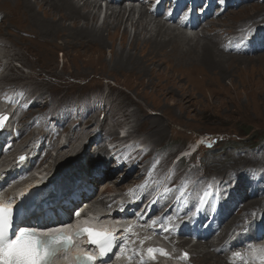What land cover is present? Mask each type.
Listing matches in <instances>:
<instances>
[{
    "label": "rangeland",
    "instance_id": "obj_1",
    "mask_svg": "<svg viewBox=\"0 0 264 264\" xmlns=\"http://www.w3.org/2000/svg\"><path fill=\"white\" fill-rule=\"evenodd\" d=\"M50 1L46 0L47 3ZM118 5H113V8ZM240 8L250 9V14L257 15L249 18L247 14L246 18L231 20L233 12H242ZM253 8L256 10H252ZM0 16L3 19L0 21V63L5 66H2L0 74V88L11 84L25 86L31 96H40V102L46 101L50 108L71 100L104 101L107 110L99 114L98 123L89 124L90 128L79 125L77 130L81 134L85 131L86 135H92L100 124V128L105 131L120 127L122 132L141 139L148 149L145 157L149 164L155 165V169L165 175L172 171L170 178L173 179V188L186 186L205 189L209 185L226 186L228 184L222 183V178L217 174L229 173L246 166H252V174H264V52L229 58L224 64L221 61L220 65L213 60L200 58L198 62L189 64L187 61L180 67L160 64L155 65L154 69L150 67L148 72L135 74L131 71L133 74L128 75L115 70L104 76L105 69L99 64L89 68L90 73L94 74L85 77L83 74H76L75 61L85 63L91 58V54L85 53L86 51L77 52L78 49L84 51L87 47L76 49L67 45L65 49H61L44 44L47 54H42L30 43L36 41L41 44L45 39L13 24L16 17L9 12L7 4L2 0ZM102 19L100 18V24ZM217 20L222 26L213 30L208 25L209 29L206 28L205 31L217 35V40L224 43L228 37L224 36L225 33L245 31L264 23V2L229 9ZM130 31L133 33L134 29L130 27ZM197 32L202 33V30L191 34ZM105 35L108 38L107 33ZM131 39L132 37L129 42ZM227 52L235 55L229 50ZM104 58L110 60L111 53L107 51ZM127 88L139 100L141 110L136 111L135 105L126 106L124 103L127 101L124 96ZM42 104L39 103L33 112L43 110ZM124 107L128 109L125 113ZM130 112L133 114L130 115ZM135 126L139 127L137 131H134ZM247 129H251V133L242 135ZM101 137L108 138L106 134ZM64 138L62 136L61 141ZM72 141V146L61 150L59 158L56 157L58 148L51 152L45 165L48 169L46 173L56 166V160L60 164L70 162L82 143L84 145L86 142L87 147L75 160L86 163L87 159L94 157L97 139L89 141L87 136H82L79 140L75 135ZM255 142L257 144L252 145ZM23 143L19 142L17 147H22ZM195 148L197 151L194 154L187 155L178 162L185 151ZM4 159L2 156L0 167L5 162ZM122 184L124 180L119 182V185ZM101 189L100 187L99 191ZM121 189L124 187L117 192ZM198 258L194 264H206V261H210L207 259L200 262Z\"/></svg>",
    "mask_w": 264,
    "mask_h": 264
},
{
    "label": "bare ground",
    "instance_id": "obj_2",
    "mask_svg": "<svg viewBox=\"0 0 264 264\" xmlns=\"http://www.w3.org/2000/svg\"><path fill=\"white\" fill-rule=\"evenodd\" d=\"M134 1L135 0L132 2ZM2 2L7 4L9 12L15 15L16 18L12 21L13 24H16L18 28L28 29V31H32L45 39L43 43H41L42 45L36 41L30 43L31 46L38 49L40 53L47 54L44 44L47 47L55 45L57 48L61 49H65L67 45L68 47H76V49L83 48L82 46L87 47L88 49H83L84 51L78 49L77 52L86 51L85 53L91 54V58L85 63L83 61L81 63L75 61L77 66L76 74H83L85 77H90L94 74L93 72L92 74L90 73L91 71H89V68L99 64L105 69L103 70L104 76L107 73H114L115 70L128 75L131 71L135 74L136 72H148L150 71V67L154 69L155 65L159 66L160 64L180 67L187 61L189 64L198 62L200 58L201 60H213L220 65L222 62L223 64L226 63L229 58H241L246 56L245 54L233 55L228 53V45L226 43H222L219 39L217 40V35H211L209 32L205 31L206 28L208 30L211 27V29L215 30L222 26L218 20L210 21L209 28L208 25L202 27V33L197 32L189 34L183 29L167 25L164 18L160 15L156 14V16H154L149 14L148 8L143 1H136V5L133 3L132 5L129 4L130 6H126L125 4L128 3V1H122V3H118L119 5L116 8H113L110 4V7L107 5V13L103 17L101 24L99 23L101 18L99 11H101L102 5L99 3V0H51L49 3H47L46 0H2ZM254 8L252 10L255 11L256 9ZM240 9V12L242 11L241 13L233 12V16L230 17L231 20H236L239 17L242 19L246 18L247 14L249 18L257 15V13H253V15L252 13L250 14V9ZM180 15L181 13L179 10H168L166 12L167 17ZM185 16L186 15H183V17ZM1 19L0 21L3 20ZM242 24L244 25L245 23ZM130 27L134 29L133 33L130 31ZM105 33H107L108 38ZM227 33L231 36V34L235 32ZM130 37H132V39L129 42ZM107 51L111 53L110 60L104 58ZM68 53L69 51L67 50L66 54ZM216 71H218V69H216ZM131 92V89L127 88L124 96L128 102L124 101V103L126 106L135 105L136 111L141 110L139 100L134 94L132 95ZM33 107V104L30 105L26 114L20 117V119L16 120V117L11 115L8 126H11L13 122H18V124H20L30 119V121H37V119H40L41 115L34 113ZM4 110L3 107H0V111ZM123 110L125 113L128 109L124 107ZM129 114L131 115L133 112ZM134 121H137V118H134ZM90 123H92V121H88L86 124L89 125ZM87 128H90V126H87ZM138 129L139 127H134V131ZM20 130H23V134L28 132L26 127H21ZM6 133L7 132H1V136H5ZM76 134L75 130L70 131V135L72 136L65 144L59 146L60 149L56 157L59 158L62 155L61 150L63 151V148L72 146V139ZM108 134L114 135V132L109 129ZM76 137L80 140L81 135H76ZM88 137H90V139L96 138V134L89 135ZM43 145H45V142ZM86 147L87 144L81 146L78 152L75 153L76 155H74L70 162L72 163L70 172L68 171L69 169L66 171L60 170L58 173L56 172L57 175L55 176H46L43 175L44 171L47 172L48 170L45 168L42 172H38L41 177H37L38 180L36 181V185L42 186L45 192H48L52 190L51 188L56 185L58 181L66 183L65 180L69 179L70 182L76 183L78 180L82 179L79 176L83 173V170H86V165L76 161L75 158ZM96 151L100 154H103L104 151H107L108 155L110 153L106 145L103 144H100ZM10 158L11 156L6 157L4 159L5 163H8ZM107 158L108 157L102 158V165L107 164ZM66 164H69V162ZM251 167L252 166H246L229 173L217 174L222 178V183H227L228 185L234 184L239 190L234 193H228L227 195L231 203L235 202L234 207L228 206L224 211L215 215L216 217L204 215L197 218L196 221L192 223L191 221L194 215L191 211V207L188 206L183 209H177L175 207L177 200L174 199L175 203L171 202L168 205L169 202H166L160 209L156 208L153 212L147 210L146 220L153 219L158 222L171 218V226L169 228L164 226V228L171 234L170 240H172V242L175 238H180L177 242L179 244V251L184 255L187 254V258L190 260L191 264L196 263L200 255L201 256L198 258L200 262H204L207 259L210 260L208 262L206 261V264H253L248 261L245 256V248L247 246V241L254 237L256 231L264 228V181L257 187L252 188L251 178L248 177L246 179L247 175H251ZM20 169L23 174L29 173L25 169L23 162H16L14 167H11L9 171L6 170L0 175V200H2V202L4 201L7 205L13 203L11 201L13 200V196L11 195L12 191L9 192L10 194L6 197L5 195L7 193L3 192L2 189L9 184L10 180L12 181L16 178L17 172H19ZM124 171L125 169L121 172ZM48 172H50V170ZM59 172H61V174H59ZM118 172L114 173L113 178H110L107 172L106 179H108V181H105L102 191L109 189L116 191L128 186L127 182L119 185L117 179L119 175ZM63 174H65V179L62 177ZM125 177L127 178V175ZM4 179L5 181H2ZM245 180H248L249 183L245 182ZM91 183L90 181L89 184ZM29 186H34V183H30ZM218 186L221 187V185ZM234 186H228V189L231 190ZM67 189L66 187L64 190L66 191ZM38 190L39 192L41 191V189ZM160 210L164 211L162 215L160 214ZM203 224H207L209 230L207 232L203 230L199 232L200 234L196 241L190 244L192 238H188L190 237L188 236L189 230ZM213 235L216 239L210 241V237ZM259 241L264 242V237ZM188 244L190 247L187 246ZM212 258L215 259L212 260ZM60 262H63V259Z\"/></svg>",
    "mask_w": 264,
    "mask_h": 264
},
{
    "label": "snow or ice",
    "instance_id": "obj_3",
    "mask_svg": "<svg viewBox=\"0 0 264 264\" xmlns=\"http://www.w3.org/2000/svg\"><path fill=\"white\" fill-rule=\"evenodd\" d=\"M221 3L224 0H220ZM8 120L7 116L0 115V129H3L5 122ZM26 159L21 156L20 160ZM156 163L155 161L153 162ZM151 175V172L147 173ZM147 187V185H144ZM209 189L212 185L208 186ZM172 190L164 188V193H170ZM214 195L210 191L205 190L203 197ZM184 193H181L183 196ZM204 202L203 199L200 201ZM14 210L10 207L0 206V264H53V260L57 254L63 249L65 252L73 245L71 237L61 233L57 236L38 235L35 230L28 228H20L15 238H10V231L13 228ZM156 221H153L155 225ZM130 231V229H128ZM89 236V243L96 246L99 250V256L93 255L90 252L84 254H77L75 257V264H97V260H101L108 256L117 246V237L114 233L98 232L94 229L84 228L76 233L77 236ZM149 255L154 259L153 253L157 250L149 248ZM164 252V250H159ZM167 255V253H164ZM239 255V254H237ZM187 258V254H185Z\"/></svg>",
    "mask_w": 264,
    "mask_h": 264
},
{
    "label": "trees",
    "instance_id": "obj_4",
    "mask_svg": "<svg viewBox=\"0 0 264 264\" xmlns=\"http://www.w3.org/2000/svg\"><path fill=\"white\" fill-rule=\"evenodd\" d=\"M251 133V129H247V130H244L243 133H241L242 135H247V134H250ZM257 142L253 143L252 145H256Z\"/></svg>",
    "mask_w": 264,
    "mask_h": 264
},
{
    "label": "water",
    "instance_id": "obj_5",
    "mask_svg": "<svg viewBox=\"0 0 264 264\" xmlns=\"http://www.w3.org/2000/svg\"><path fill=\"white\" fill-rule=\"evenodd\" d=\"M21 156L25 157V155H21ZM21 156H20V157H21ZM19 159H20V158H19Z\"/></svg>",
    "mask_w": 264,
    "mask_h": 264
}]
</instances>
